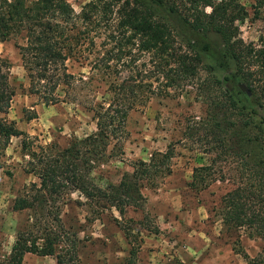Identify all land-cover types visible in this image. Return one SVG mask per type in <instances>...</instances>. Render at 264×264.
Returning a JSON list of instances; mask_svg holds the SVG:
<instances>
[{
	"label": "trees",
	"instance_id": "16d2710c",
	"mask_svg": "<svg viewBox=\"0 0 264 264\" xmlns=\"http://www.w3.org/2000/svg\"><path fill=\"white\" fill-rule=\"evenodd\" d=\"M90 0L76 13L69 0H0V41L25 34L19 46L30 80L29 92L45 105L80 99L93 113L96 130L66 147L37 144L8 112L15 95L8 60L0 56V146L22 139L27 172L36 182L18 195L13 210H30L29 224L16 232L0 264H23L27 254L54 256L57 264H81L79 238L65 226L62 205L73 193L95 208H115L124 217L140 208L144 185L171 172L175 147L132 164L118 184L96 185L91 177L110 144L126 137L129 114L153 97L194 90L205 113L188 121L184 137L192 150L208 156L193 168L190 186H229L217 215L229 229L262 241L246 264H264V34L246 42L237 22L248 11L239 0ZM254 14H264L256 0ZM69 62L88 66V75L69 71ZM79 84V86H77ZM64 96L59 94V89ZM77 92V94H76ZM36 113L28 120L36 118ZM130 249L125 264H138L140 230L122 224ZM140 229L157 233L144 220Z\"/></svg>",
	"mask_w": 264,
	"mask_h": 264
},
{
	"label": "rangeland",
	"instance_id": "374dc122",
	"mask_svg": "<svg viewBox=\"0 0 264 264\" xmlns=\"http://www.w3.org/2000/svg\"><path fill=\"white\" fill-rule=\"evenodd\" d=\"M90 0H69L74 11ZM220 0H208L210 6ZM248 16L237 22L240 36L246 42L258 43L264 34V14L256 16V0H239ZM25 34L0 41V56L8 60L9 81L15 95L4 117L25 131L35 145L54 143L66 147L74 138H84L96 130L93 113L80 99L90 98L79 91L75 102L45 105L29 92L30 80L22 64L19 46L25 44ZM69 71L75 75H88V66L69 62ZM79 86V84H77ZM63 88L59 94L63 97ZM77 94V92H76ZM205 105L197 101L194 90L166 97H153L144 107L133 110L126 120V137L113 141L104 161L91 174L100 187L118 184L124 174L133 172L132 164L148 161L156 151L175 147L171 159V172L157 178L153 186L142 188L140 208L130 207L121 217L115 208L100 210L73 193L62 205L61 217L67 228L79 238L81 264H125L129 256V243L121 228L131 224L140 230L141 248L138 264H246L236 249L242 247L250 256L261 251L262 241L247 233L229 229L217 215L222 195L229 186L214 183L204 190L190 186L193 168L205 163L208 156L192 150L184 133L188 121L205 113ZM37 117L28 120L29 115ZM24 138V137H23ZM22 137H12L6 147L0 146V257L7 255L14 243L16 232L29 224L30 210L14 211V199L37 178L28 173V156L22 151ZM145 221L157 227L154 233L140 229ZM23 264H57L54 256L27 254Z\"/></svg>",
	"mask_w": 264,
	"mask_h": 264
}]
</instances>
